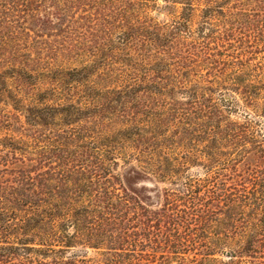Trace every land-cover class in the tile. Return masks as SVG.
<instances>
[{"label": "trees", "instance_id": "obj_1", "mask_svg": "<svg viewBox=\"0 0 264 264\" xmlns=\"http://www.w3.org/2000/svg\"><path fill=\"white\" fill-rule=\"evenodd\" d=\"M151 2L0 0L25 113L0 133V264H264V0H179L173 24L136 17ZM201 161L203 178L183 174ZM133 175L176 189L150 210Z\"/></svg>", "mask_w": 264, "mask_h": 264}, {"label": "rangeland", "instance_id": "obj_2", "mask_svg": "<svg viewBox=\"0 0 264 264\" xmlns=\"http://www.w3.org/2000/svg\"><path fill=\"white\" fill-rule=\"evenodd\" d=\"M121 1H127V0H121ZM149 1H152L151 6H149V9L146 11H143L144 10L143 8L141 7L137 8L135 12V14H137L136 17L138 18L143 17L142 19H144L146 16L152 17L154 19L158 18L156 21L161 24H164V23L173 24L176 21L180 22L185 17L184 15L185 6L183 4L177 3L179 2V0H149ZM198 1H200L198 4L205 3L204 2L205 0H198ZM222 3H225V2H222ZM248 17L250 19L247 17H243L241 18V20L246 23L253 22L254 17H252L250 14ZM234 20H236V17L232 19V21ZM203 21H204L203 18L197 16L193 18V21L191 20L190 24L193 27V29L197 30L199 24L202 23ZM238 27L239 26L235 25L233 29L235 31V34L238 36V38H240L241 35H238V34H240L241 29L240 28L238 29ZM220 29L221 28H218V30H215V31H220ZM245 29H249V28H245ZM243 32L247 33L246 31H243ZM248 36H254V34L251 33V34H248ZM253 40L254 38L252 37L251 41ZM234 45L236 47L233 46L232 52H234L235 54L241 51V50L237 51L235 49L243 47L245 45L246 47L249 46V44L246 41H243L241 43L235 42ZM254 52H257V53H254V55L252 56V58L250 57V59H253L251 61V66L255 67L260 62L264 63V47H261L260 51H257L255 48ZM71 65L79 66L80 63L72 62ZM91 66H94V65H91ZM100 69H102V67L100 68L99 66H97L94 69L91 75V78L93 77V80H95L96 83H100L102 87H105V86L116 87V84H114V82H110L111 84H109V83H106L100 80V78L98 77ZM11 73H13V69H9V65L7 66L6 64L0 65V133L3 136L6 135L5 129H7L8 126H10V129L12 128H15L18 130L21 129L20 125L16 123L15 119L12 120L11 118L10 121L8 122V119H7L8 112H11L12 114L18 115V116L25 115V113L22 111V108H20L13 102V99L18 97V89H19V86L21 85V82L19 80H16V77L11 78L12 77L10 75ZM32 93L33 91L31 90L29 94L31 95ZM28 96L29 95L27 94L25 96V99H28ZM145 99L146 98H143L142 101H145ZM16 108L20 110L19 111L15 110ZM233 118L237 119V117H233ZM23 122H26L24 118H23ZM28 128L30 127L28 126ZM32 132L33 130H31V133ZM49 136L50 137L53 136L52 133H50V131H49ZM202 164H203L202 161L201 163H192L184 170L183 174L187 177L203 178L205 171L203 170V167H201ZM123 173H124V170L123 169L120 170L119 174H123ZM123 182H124V186L126 190L130 194L137 197L142 203V205H144L147 209L154 210V211H158L162 207L161 205L164 203L165 192L167 190L176 189V187L174 185H171L170 182L168 181L161 182L152 177L146 178V177H141L138 175H133L132 177H129V179L128 178L123 179ZM133 226L136 227V225H130V228ZM142 229L143 228L141 226L138 227V231ZM223 249H224L223 247L221 249H218L217 255L215 257L220 262L227 263L229 262V259L226 256L222 255L221 251ZM155 250L157 251L158 254L162 253V250L160 249H155ZM69 252L71 253V255H77L79 259H83L84 257H87V259H93L94 261L103 259V256L99 255V253L96 250L90 249L88 252H85L84 247L80 245H75L74 247L70 249ZM194 253H200V252L196 250L192 251L188 254L189 257L190 258L194 257L195 256ZM62 256H66V255H62ZM196 257L199 258V261L202 260L201 256H196ZM49 261H52V259L51 260L49 259ZM176 261L177 259L174 258V260L172 261L173 264H176Z\"/></svg>", "mask_w": 264, "mask_h": 264}]
</instances>
